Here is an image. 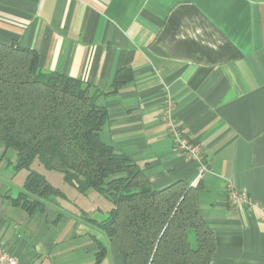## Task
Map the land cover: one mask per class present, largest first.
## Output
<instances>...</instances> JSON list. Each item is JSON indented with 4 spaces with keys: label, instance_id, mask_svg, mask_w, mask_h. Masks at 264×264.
I'll return each mask as SVG.
<instances>
[{
    "label": "crops",
    "instance_id": "0c3cea01",
    "mask_svg": "<svg viewBox=\"0 0 264 264\" xmlns=\"http://www.w3.org/2000/svg\"><path fill=\"white\" fill-rule=\"evenodd\" d=\"M0 42L34 50L44 70L100 92L108 115L100 140L155 189L197 186L216 238L210 264H264V0H0ZM120 70L132 80L111 93ZM166 94L175 123L201 146V164L175 150L161 120ZM13 178L0 175V246L18 264H96L100 241L99 264H121L93 224L53 220L49 204L31 215L13 206L8 191L22 188ZM228 184L255 206L227 205ZM68 188L64 199L86 210L91 191Z\"/></svg>",
    "mask_w": 264,
    "mask_h": 264
},
{
    "label": "trees",
    "instance_id": "16d2710c",
    "mask_svg": "<svg viewBox=\"0 0 264 264\" xmlns=\"http://www.w3.org/2000/svg\"><path fill=\"white\" fill-rule=\"evenodd\" d=\"M127 72L116 73L111 93L132 80ZM100 96L77 79L44 70L36 51L0 42L2 156L13 150L14 172H28L10 203L31 215L65 197L31 169L37 162L78 194L97 192L111 203L102 220L90 223L121 264H210L216 238L200 215L197 186L177 181L155 189L143 168L103 143L99 133L108 115ZM105 255L100 241L96 264Z\"/></svg>",
    "mask_w": 264,
    "mask_h": 264
},
{
    "label": "rangeland",
    "instance_id": "374dc122",
    "mask_svg": "<svg viewBox=\"0 0 264 264\" xmlns=\"http://www.w3.org/2000/svg\"><path fill=\"white\" fill-rule=\"evenodd\" d=\"M2 147V151L4 150V147L0 144V148ZM2 152L0 153V159ZM16 159L15 152L11 149H8L6 154L3 157L2 160V166L0 164V175L3 176V178L7 179L9 176L14 177L13 184L12 185H23L24 182V175H27L26 170H20L19 172H14L13 165ZM31 169L34 171L42 174L47 181L54 187L60 190L61 192H67V189H69L68 185H66L63 182L62 175L58 172L53 171H46L39 163L34 162L31 166ZM8 194L12 197H15L17 194V190L15 188L10 187V190L8 191ZM65 198V197H64ZM64 198H55L52 201H44L45 202V209L46 205H48V212L49 217L51 216L53 220H56L59 213L65 214L75 220H82L83 223H89L90 222L86 219L95 218L96 220H102L107 212L111 209V203L102 195L98 194L97 192L91 191V195L88 197L86 206L84 210L82 207L78 210L75 205L73 199L70 197V200L64 199ZM58 202L59 207L58 209L55 208V206L52 205V203ZM51 203V204H50ZM94 206L98 207L101 212H95ZM88 211H94L91 212L90 215H88L86 212ZM85 212V213H84ZM89 217V218H88ZM86 221V222H85ZM91 233V232H90ZM91 235V234H90Z\"/></svg>",
    "mask_w": 264,
    "mask_h": 264
},
{
    "label": "built area",
    "instance_id": "2783aa9c",
    "mask_svg": "<svg viewBox=\"0 0 264 264\" xmlns=\"http://www.w3.org/2000/svg\"><path fill=\"white\" fill-rule=\"evenodd\" d=\"M174 109L175 103L173 99L166 94L161 120L169 137L172 139L173 146L176 151L201 164L202 148L200 145L192 142L186 135L185 131L175 123L173 116ZM225 201L230 207H237L239 205L255 206L249 202L246 191L236 189L230 184L226 187ZM0 264H18V262L0 246Z\"/></svg>",
    "mask_w": 264,
    "mask_h": 264
},
{
    "label": "water",
    "instance_id": "95a60500",
    "mask_svg": "<svg viewBox=\"0 0 264 264\" xmlns=\"http://www.w3.org/2000/svg\"><path fill=\"white\" fill-rule=\"evenodd\" d=\"M91 235H95L98 239L100 238V235H97V233L95 231H91L90 233Z\"/></svg>",
    "mask_w": 264,
    "mask_h": 264
}]
</instances>
